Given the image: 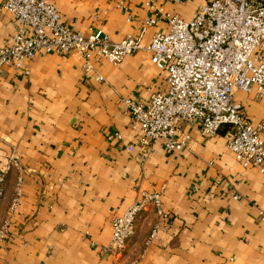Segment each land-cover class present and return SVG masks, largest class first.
I'll use <instances>...</instances> for the list:
<instances>
[{
    "label": "crops",
    "instance_id": "obj_1",
    "mask_svg": "<svg viewBox=\"0 0 264 264\" xmlns=\"http://www.w3.org/2000/svg\"><path fill=\"white\" fill-rule=\"evenodd\" d=\"M51 1L69 25L100 27L113 39L137 33L155 14L147 0ZM207 1L156 0L186 19ZM18 24L0 0V44ZM169 27L159 19L145 28L143 47L118 63L94 58L90 72L75 54L40 52L19 66L3 65L0 171L14 158L17 164L7 171L0 201V227L11 219L0 264H264V174L235 157L228 125L207 136L183 120L186 149L170 150L162 140L144 148L122 101H148L166 89L167 71L152 61L148 45ZM235 98L250 120L264 118L256 87L237 89ZM115 130L122 138L109 139ZM19 178L22 195L12 210ZM142 190H161L165 213L148 205L125 249L105 251L112 216Z\"/></svg>",
    "mask_w": 264,
    "mask_h": 264
},
{
    "label": "built area",
    "instance_id": "obj_2",
    "mask_svg": "<svg viewBox=\"0 0 264 264\" xmlns=\"http://www.w3.org/2000/svg\"><path fill=\"white\" fill-rule=\"evenodd\" d=\"M181 1V0H176ZM18 21L11 40L0 44V76L3 65H21L40 52L61 55L75 54L87 71H94L93 59L105 58L113 63L143 47L145 28L164 18L167 31L153 33L148 48L152 61L167 71V87L148 101L122 97L130 112L132 125L141 129L139 143L152 146L162 140L172 149H186L190 137L184 135L183 120L197 123L203 134L217 133L223 125L227 144L245 166H257L264 174V118L250 120L235 91L252 90L264 100V1L208 0L191 18H182L167 11L156 0H147L154 16L147 17L137 33L113 39L109 33L93 25L87 29L66 23L51 0H1ZM99 79L104 75L98 73ZM109 139L122 138L120 130L109 131ZM16 158L0 171V201L5 191L7 171ZM22 195V178L16 185L11 209ZM161 190H142L140 196L122 213L111 218L112 236L105 251L121 253L135 232L138 213L154 205L159 215L165 213ZM237 196V195H236ZM264 220V210L260 211ZM7 217L0 227V240L9 231ZM156 229L151 237L156 236Z\"/></svg>",
    "mask_w": 264,
    "mask_h": 264
}]
</instances>
